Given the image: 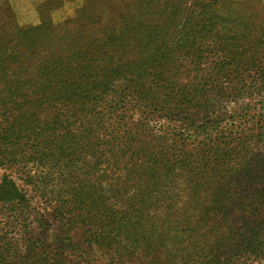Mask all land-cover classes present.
<instances>
[{
  "label": "trees",
  "instance_id": "1",
  "mask_svg": "<svg viewBox=\"0 0 264 264\" xmlns=\"http://www.w3.org/2000/svg\"><path fill=\"white\" fill-rule=\"evenodd\" d=\"M86 3L99 14L67 40L50 17L22 26L0 0V264L85 261L75 222L116 213L123 197L134 203L120 230L196 238L209 264L258 262L263 1ZM103 6L122 9L120 36ZM131 178L141 181L132 196Z\"/></svg>",
  "mask_w": 264,
  "mask_h": 264
},
{
  "label": "rangeland",
  "instance_id": "2",
  "mask_svg": "<svg viewBox=\"0 0 264 264\" xmlns=\"http://www.w3.org/2000/svg\"><path fill=\"white\" fill-rule=\"evenodd\" d=\"M9 1L22 26L40 27L42 18L50 17L52 20L50 26L53 30L56 31L61 27L66 28V35H70L67 40L73 33L78 34L83 30L86 33L89 32L90 26L86 24L85 16L99 14L97 13L99 6L96 4L81 10L87 5V0ZM262 1L264 3V0ZM101 10V22L106 24L105 29L118 34L122 26V9L103 6ZM225 107L235 108V104ZM139 185H141V181L131 178L125 191L130 192L132 196L135 194L134 190H139ZM127 195L129 196V193ZM116 203L112 209L117 211L116 213H109V210H106L104 217H101L103 213L94 216L87 215L75 222L71 235L79 249L87 254L85 261H83L84 259L80 260L79 264H209L210 256H207V252H211V249L205 246V252H200L203 245L198 243L196 238L179 232L157 233L148 226L138 230H120V226L125 222V219L121 218L126 217L127 212H131L134 202L123 197ZM112 204L110 202L109 206L111 207ZM155 240L162 245L161 253L153 252ZM140 241H148L145 250L143 246L138 245ZM229 246L227 245L226 249L224 247L221 250L227 259L226 262L232 258L235 262L238 255L235 251L231 252ZM250 259L243 261L242 258L237 264H264V256H261L258 262H252Z\"/></svg>",
  "mask_w": 264,
  "mask_h": 264
}]
</instances>
